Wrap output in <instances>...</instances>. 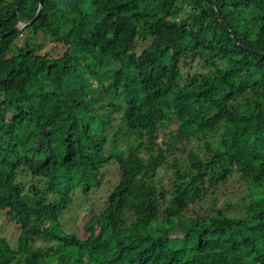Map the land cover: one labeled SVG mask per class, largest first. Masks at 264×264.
Listing matches in <instances>:
<instances>
[{
  "label": "trees",
  "instance_id": "16d2710c",
  "mask_svg": "<svg viewBox=\"0 0 264 264\" xmlns=\"http://www.w3.org/2000/svg\"><path fill=\"white\" fill-rule=\"evenodd\" d=\"M42 4L33 21L39 0H0V217L19 230L12 246L0 229V264H264V0ZM107 109L122 128L108 132ZM118 139L134 149L114 150ZM192 141L204 151L179 168L174 145ZM110 162L104 210L82 234L63 229ZM166 163L176 182L162 206ZM233 176L247 194L218 208Z\"/></svg>",
  "mask_w": 264,
  "mask_h": 264
},
{
  "label": "rangeland",
  "instance_id": "374dc122",
  "mask_svg": "<svg viewBox=\"0 0 264 264\" xmlns=\"http://www.w3.org/2000/svg\"><path fill=\"white\" fill-rule=\"evenodd\" d=\"M129 33V27L126 20H122L118 26V29L116 31V39L118 41L124 40L126 35ZM39 44H41L40 53L48 52L52 46L51 43H48L47 40L39 39ZM139 48L136 49V52L139 53L141 49L144 47L141 42L138 44ZM192 68L194 71H191L189 68H183L182 72L184 75H188L189 71L191 73L195 72V70H199L197 62L193 63ZM237 88H232V91H237ZM107 112L105 115L108 116L106 119L111 123L110 129H108V132L115 131L118 127L122 128V121L121 117L123 115V112L121 109H107ZM116 112V113H115ZM233 121H231V124L229 125L227 129V133L229 134V130L232 131L234 127ZM175 126L170 125L168 128L161 129L158 134L157 142L161 144V147L165 146V142L170 138L168 135V131L174 130ZM122 132V131H121ZM110 140L112 139V134L110 135ZM229 136L225 138L226 143L229 142ZM135 142L133 140L129 142H123L121 140H117V146L114 147V150H132L135 147ZM201 147V148H200ZM107 150H109V146L106 147ZM175 149V155H178V157L181 160V163L178 165L179 168H188L187 160L189 156V152H195L202 154L204 149L202 145H198L197 143H194L193 141L190 143H183L182 145H174ZM182 150L184 153L180 154V151ZM175 168L170 163H166L163 165V167L160 169L157 177V182L160 188V191L164 193V199L161 201V205L165 206L172 201V197L168 196V193H170V190L172 191L173 185L176 182L175 178ZM101 185L98 188H92L84 197L74 199L73 205L71 206L70 210L62 217V219L59 221L63 229L67 231L76 232L79 234H82V226L83 224L88 221L90 217L91 212L94 216H98L105 208L106 206V200L109 195V193L112 191L114 186L117 184L119 180V170L118 166L115 162H110L108 166H106L102 172H101ZM37 179L32 178L30 175H24V183L29 186L31 183L37 185ZM219 190L221 191L220 194L217 196V207L221 208L225 202V197L229 194H237L239 195L240 199L242 197H245L247 192H245L244 186L242 183L237 179V176H233L231 180H229L228 183L225 184V186H222ZM245 192V193H244ZM240 199H233L232 203H240ZM203 204H199L195 206V213L201 212V207ZM205 209V207L203 206ZM87 213H90L89 215ZM88 216H87V215ZM190 215V214H189ZM18 225L15 223V221H12L9 217H6L5 215H1L0 217V229L2 231V236L7 238L12 246L15 245L16 238L18 236L19 230ZM42 245H46L47 242H40ZM52 244V243H51Z\"/></svg>",
  "mask_w": 264,
  "mask_h": 264
},
{
  "label": "water",
  "instance_id": "95a60500",
  "mask_svg": "<svg viewBox=\"0 0 264 264\" xmlns=\"http://www.w3.org/2000/svg\"><path fill=\"white\" fill-rule=\"evenodd\" d=\"M42 8H43L42 0H39V9H38V11L36 12V15H35L33 21L36 20V19L39 17V14H40V12L42 11ZM33 21H32V22H33ZM30 23H31V22H30ZM21 29H22L21 27L15 26L14 28H12V30L10 31V33L18 32V31H20ZM2 37H3V36H1L0 39H1Z\"/></svg>",
  "mask_w": 264,
  "mask_h": 264
}]
</instances>
